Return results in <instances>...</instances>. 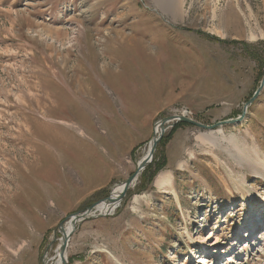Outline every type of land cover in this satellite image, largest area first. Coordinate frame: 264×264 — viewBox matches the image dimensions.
I'll return each mask as SVG.
<instances>
[{
    "label": "rangeland",
    "instance_id": "1",
    "mask_svg": "<svg viewBox=\"0 0 264 264\" xmlns=\"http://www.w3.org/2000/svg\"><path fill=\"white\" fill-rule=\"evenodd\" d=\"M231 2L239 24L218 30ZM169 15L155 0H0V264H55L60 224L135 172L160 120L241 115L264 76L248 22L262 25L264 0H185ZM119 30L149 49L115 48ZM173 127L149 164L163 169L78 223L66 264H264V86L238 124Z\"/></svg>",
    "mask_w": 264,
    "mask_h": 264
},
{
    "label": "bare ground",
    "instance_id": "2",
    "mask_svg": "<svg viewBox=\"0 0 264 264\" xmlns=\"http://www.w3.org/2000/svg\"><path fill=\"white\" fill-rule=\"evenodd\" d=\"M155 1L160 6V8L162 9V12H164V14L166 13V15L170 14L169 16H171V18L173 20L177 19L178 17L182 18L184 16V1L185 0H155ZM232 3L233 2H231L227 6V9H229L231 11V13L227 11L228 14H226V13H224V15L221 14L222 17L219 20H217V21H219L218 24H217V28H219L218 30H220L222 28L224 29V28H226V26L229 27L230 24L235 26L234 25V24H236L235 22H237V24H239V19L237 18L236 15H234L237 12H236V10H234L232 8V7H234L232 5ZM236 19H237V21H236ZM255 21H256V25L255 26H252V23H251L250 20L248 21L249 22V30L251 31V34H253L252 33V32H254L253 29L257 28L259 30V33H260V38L262 39V38H264V21H262V25L261 26L259 25V23H257L258 22L257 19H255ZM241 24H242V22H241ZM252 27H253V29H252ZM111 33H113V31ZM114 36L116 37V39H114L113 42H115V43H116V41L118 42L117 45H115V48H117V49L119 48V46H121L120 49L127 51L128 49L131 50V48L138 47V44H141L142 46H144L145 50L149 49L148 46L150 47L149 44H143V43L138 42L136 39H133L134 38L133 36H127L128 39L130 40L129 42H131V43L127 42V44H126L125 41H127V40H125V38L123 37V30H119L117 32H114ZM255 37H254V34L251 35L252 39H254ZM118 39H119V41H118ZM76 71H77L76 69H73L72 74L77 77ZM69 82L72 83V81H69ZM69 82H68V85H69ZM74 85L79 89L80 88L79 80H75V84ZM63 91H64V93H63L64 96L62 95L61 97L67 103H69L68 102V97L69 96H72V97L74 96L76 99H78V97H80V96H83L81 94V92L83 90L73 89V90H63ZM76 96H78V97H76ZM83 99H86L85 95H84ZM76 103H78V102H76ZM69 105H72V104H69ZM78 109H80V108H78ZM78 111H80V110H78ZM50 112H51V110H50ZM60 112L63 113L64 111H60ZM55 117H56V115L53 118H55ZM56 119H58V118H56ZM67 123L74 124V126H77L76 122H74V121L67 122ZM160 131H161L160 127L158 125L155 126V131H154L155 137H157L160 134ZM54 132H55V134H52L53 140L58 141V143H62L63 145H66L68 147H72L73 144L75 143L74 142V138L69 137L68 134H64L60 130H55ZM82 133H84V132L82 131ZM211 135L202 136V140H205V141H207V142H209V143L214 145L216 140ZM199 138H201V137H198V139ZM151 142H152V140H151ZM149 148H150V146H148V148L146 147L144 149L143 154H142V156L140 158V161L143 160L147 156V154L149 153ZM171 181H172L171 172L170 171H163V172H161V173H159L157 175L154 183H155V186L157 188H159L160 190L161 189L164 190L165 186H168L171 183ZM122 185L123 184H119V185H117L114 188V190L112 192V198H116L120 194V192L122 190ZM137 199L138 198H135V201ZM117 207H118L117 204L108 205L106 202H102L96 207V212L93 213V214H102V215H106L107 216V215L112 214L116 210ZM71 230H72V225L68 222L66 224V226H65V231H66V233H69ZM202 246H203L202 248H206L205 244H203ZM58 254H59V252L56 253V257H55V262L56 263L55 264H61V260H60ZM215 254H219V256H225L227 253H226V251H223V249H219ZM211 262H213V261H211Z\"/></svg>",
    "mask_w": 264,
    "mask_h": 264
},
{
    "label": "water",
    "instance_id": "3",
    "mask_svg": "<svg viewBox=\"0 0 264 264\" xmlns=\"http://www.w3.org/2000/svg\"><path fill=\"white\" fill-rule=\"evenodd\" d=\"M263 86H264V76L261 80L259 87L257 88L254 95L252 96V98L250 100H248V102L243 105L241 115L236 119L226 120V121L219 122L215 125H210V126L200 124V123H198V122H196L190 118H187L183 115H174V116H170V117H167L165 119L160 120L156 124V126L158 125L161 129L160 134L157 137H155V135L153 134V137L151 139L152 142L151 141L149 142V146H150L149 153L147 154V156L143 160L138 162L135 172L127 180H125L123 183H121L123 185H122V190H121L120 194L116 198H112V192H113L112 191L107 198L89 206L84 212L69 215L66 218L67 219L66 222H64L65 224L69 222L72 225V230L69 233H66L65 228L63 227L64 223L62 222L60 224L61 239H60V245L58 247V252H59L58 255H59V258L61 260V264H66V249L68 247L70 237L76 229V225L78 223H80L84 220L90 219V218L105 217L106 215L93 214L96 212V207L102 202H106L108 205H114V204L119 205V203L125 198L126 193L132 188V186H134V184L138 180L141 173L148 167L149 164L152 163L154 154L156 152V147H157L158 143L160 142L165 130L168 127L172 128L177 123H186L188 125L197 127L199 129H202V130L213 131L215 128L222 127L223 125L238 124L244 119L248 107L259 96L260 91L262 90Z\"/></svg>",
    "mask_w": 264,
    "mask_h": 264
},
{
    "label": "trees",
    "instance_id": "4",
    "mask_svg": "<svg viewBox=\"0 0 264 264\" xmlns=\"http://www.w3.org/2000/svg\"><path fill=\"white\" fill-rule=\"evenodd\" d=\"M187 125H188V124H186V123H177V124L174 125L173 129H177V128L180 127V126H187ZM162 141H163V139L160 140V143H162ZM162 169H163L162 166H156V168L153 170V172H151V165H149V167H147V168L143 171L141 177L144 178V180H145L146 182H150V181L154 178V176H155L158 172H160Z\"/></svg>",
    "mask_w": 264,
    "mask_h": 264
},
{
    "label": "built area",
    "instance_id": "5",
    "mask_svg": "<svg viewBox=\"0 0 264 264\" xmlns=\"http://www.w3.org/2000/svg\"><path fill=\"white\" fill-rule=\"evenodd\" d=\"M182 114H183L184 116H187V112H183Z\"/></svg>",
    "mask_w": 264,
    "mask_h": 264
},
{
    "label": "crops",
    "instance_id": "6",
    "mask_svg": "<svg viewBox=\"0 0 264 264\" xmlns=\"http://www.w3.org/2000/svg\"><path fill=\"white\" fill-rule=\"evenodd\" d=\"M167 187V186H166Z\"/></svg>",
    "mask_w": 264,
    "mask_h": 264
}]
</instances>
